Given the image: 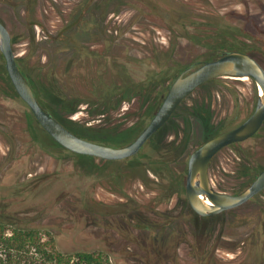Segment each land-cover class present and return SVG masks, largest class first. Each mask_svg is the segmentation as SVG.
<instances>
[{"label":"rangeland","instance_id":"1","mask_svg":"<svg viewBox=\"0 0 264 264\" xmlns=\"http://www.w3.org/2000/svg\"><path fill=\"white\" fill-rule=\"evenodd\" d=\"M0 19L11 30L17 58L36 81L42 101L74 108V127L87 125L81 129L86 138L113 146L139 135L177 73L191 63L241 49L264 64V0H0ZM107 61L119 72L105 75ZM2 69L7 70L0 50V222L36 228L46 239L53 237L63 252L108 251L117 240L114 234L108 239L101 235L97 200L104 176L114 177L115 167L60 146ZM122 77L138 83L132 99L123 102L117 95L126 89L116 88ZM224 77L225 86L210 83L195 89L143 152L190 157L207 139L249 117L259 84L251 77ZM102 82L106 84L99 107ZM140 84H147V91ZM106 102H113L114 108ZM101 114L103 119H98ZM124 129L135 132L119 135ZM263 168L264 125L252 138L222 149L210 174L217 188L223 179L232 189ZM140 173H132L129 182ZM150 184L156 191L169 190ZM162 193L144 195L158 203ZM172 193L168 217H178L167 231H156L153 252L130 256L136 251L130 247L113 253L112 264H142L140 259L148 257L149 264H264V191L238 207L206 216L196 213L176 190ZM159 210L155 208V215H161ZM111 222L118 223L114 215ZM124 256L130 257L120 262Z\"/></svg>","mask_w":264,"mask_h":264},{"label":"water","instance_id":"2","mask_svg":"<svg viewBox=\"0 0 264 264\" xmlns=\"http://www.w3.org/2000/svg\"><path fill=\"white\" fill-rule=\"evenodd\" d=\"M0 50L5 56L6 68L17 92L28 103L48 133L61 145L74 152L108 159H121L137 153L171 118L190 93L213 78L251 77L264 89V65L248 51L226 50L217 58L202 61L198 65L192 64L181 71L171 83L151 121L135 140L126 145L113 146L78 134L41 104L32 83L19 65L11 30L1 19ZM263 124L264 91L262 94L259 93L256 108L249 117L237 126L210 137L192 152L189 160L187 194L191 206L199 214L214 215L238 207L264 190V168L244 190L237 193L217 188L210 174L211 162L219 151L232 143L251 138L258 133Z\"/></svg>","mask_w":264,"mask_h":264},{"label":"flooded vegetation","instance_id":"3","mask_svg":"<svg viewBox=\"0 0 264 264\" xmlns=\"http://www.w3.org/2000/svg\"><path fill=\"white\" fill-rule=\"evenodd\" d=\"M192 64L198 65L196 62H193L189 66ZM153 135L145 142L137 153L131 156L121 159L98 157V159L104 162V165H106L107 168L110 166L115 167L114 177L110 179L107 175L104 176L100 186V199L97 200L99 202L98 210L101 218V235L103 238L108 239L112 234H114L115 241L117 240L116 242L111 243L112 246L109 247L108 251H105V253L109 256H113V253L119 255L121 253L119 251L124 252L130 247L136 249V251L132 250L133 252L130 253V256L150 255L155 248L153 239L157 233L156 231L160 233L167 231L171 222L173 221L175 223L178 217L176 216L174 220L171 219V217H168L171 216V210H169L171 206H169V203L171 202L170 198L173 194L172 191L176 190V192H178L176 195H179L181 199H187L190 204L187 194V178L190 157L185 155L183 158L179 159L172 157V155H175L172 152H159L156 154L144 153L143 148L150 141ZM83 155L93 156L89 154ZM176 164L179 166L177 167ZM128 170L133 171L130 172ZM138 171L141 172L140 176L133 180L134 183H130L129 180L133 176L132 173ZM139 180L142 183H144L143 181L146 183L139 185L137 183ZM150 183L158 184L162 189H166V187L169 188V190L166 191L162 190L163 193L161 195L164 197L162 200L158 201V203H153L154 200H151V197L144 195L146 191L153 192L154 194H156V192H162L160 190L156 191V189L152 188L154 185H151ZM145 184L147 190L145 188ZM171 184L174 185L175 189L172 190ZM94 207L95 206L91 204V208L93 209ZM155 208L162 209V211L159 210L161 215H155ZM194 211L198 213L195 209ZM113 215L118 221L116 225L111 222V216ZM163 236L167 239L164 233ZM141 240L144 241L141 242ZM164 252L167 253L168 251L165 250ZM130 256L126 258H129ZM126 258L124 256V258H120L119 261L123 262ZM140 262L142 264H149L150 259L149 257L142 260L140 259Z\"/></svg>","mask_w":264,"mask_h":264},{"label":"trees","instance_id":"4","mask_svg":"<svg viewBox=\"0 0 264 264\" xmlns=\"http://www.w3.org/2000/svg\"><path fill=\"white\" fill-rule=\"evenodd\" d=\"M18 62H19V60H18ZM107 62L108 63L102 69V71L105 75H111V73L116 74L119 72V67L114 66L111 63L112 61H107ZM19 65H20L21 69L23 70L24 74L26 75V77L28 78V80L32 83V85L35 89V92L38 96V93L36 90L37 88L35 86L36 81H34V79L30 78L29 74L27 73L26 68H24L20 64V62H19ZM99 69H100V67L99 68L96 67L95 71L98 72ZM2 71L4 72V74H6L10 84L12 85L8 71L5 69H2ZM177 75H178V73H177ZM97 78H100V76L98 75ZM105 78H107V77H105ZM223 78H227V77L219 76V77L213 78V79H211V80H209V81H207L201 85L210 84V83H213V84L217 83L221 86H225L226 83L223 82ZM230 78H233V77H230ZM235 79H238V78H235ZM61 82L64 83V80ZM117 83L118 84L116 85V88L126 89L125 93H122L120 95H117V94H119V92L116 93V95L119 97L118 99H121L122 102L125 100H127V101L131 100L132 99L131 94H133V95L135 94L134 92L137 89L136 85L138 86L137 81L136 80L132 81L130 79L128 80V78L122 77V79L120 81L118 80ZM105 84H106L105 82H102L99 85V91L100 92L98 93V95L100 97L98 98V104H97V106H99V107L103 106V102H102L103 99L101 96L103 94V86H105ZM109 84L113 86V83L111 81L109 82ZM93 85H94L93 82H92L91 86L88 85V87L90 86L89 87L90 91H92ZM140 85L142 86L144 91H147V89H148L147 84H144V85L140 84ZM163 91L164 90L159 91L158 94L161 96ZM129 92H132V93H129ZM145 94H147V93L146 92L143 93L142 96H145ZM38 98H39L41 104L49 112L53 113L56 117H58L61 121H63V123H65L70 129L79 133L80 135L85 136L86 132L81 131V129L85 130L84 127L87 129L89 126L83 125V127H81V129L73 126L74 122L70 118V115H71V113H73L75 111L74 108L69 107L67 104H65V106H63L61 103H57L56 101H53L52 99L49 101H46V100L42 101L40 96H38ZM139 101H140V98H139ZM84 102L89 103V101H86V100ZM81 103H83V102H81ZM105 105L111 107L112 109L114 108L113 102H111V103L106 102ZM101 110H102V108H101ZM99 111H100V109L96 108V112L98 114H99ZM97 118L103 119L102 114L99 115V117H97ZM130 131H129V129H127V130L124 129L123 131L119 132L118 134L121 136L124 135V137H127V136H130L128 134V132H130V134H133L135 132L134 129H132ZM114 132L115 131H113L112 133H114ZM85 137H87V136H85ZM243 142L244 141L235 142V143H232L228 146H235V145L241 144ZM57 143L60 146H62L64 149L71 151L72 154H76V155H80V156H87V155H83V154H78V153L64 147L59 142H57ZM112 143L118 145L116 142H112ZM228 146H226V147H228ZM217 154L215 155V157L217 156ZM87 157H91L92 161H94L95 163L98 159V157H95V156H87ZM257 175H258V173H250L248 175V179L246 178L241 183L240 187H236L234 185L232 187V189H230L228 186L224 185V183H223L224 180L221 179L219 181L218 187L221 190L223 189V190H229L231 192H239L244 187L246 188L249 185V183H251L256 178ZM0 264H112V263L110 261V256L107 253H105L104 251L92 252V251H87V250H81V251L73 250V251H69V252H63L57 248V246L55 244V240L53 237L46 239L44 237V234L36 228L17 227V226H11L5 222H0Z\"/></svg>","mask_w":264,"mask_h":264},{"label":"bare ground","instance_id":"5","mask_svg":"<svg viewBox=\"0 0 264 264\" xmlns=\"http://www.w3.org/2000/svg\"><path fill=\"white\" fill-rule=\"evenodd\" d=\"M242 78H245V77H242ZM259 90H260V92L259 93H263V91H264V89H263V87L261 86V85H259ZM204 197V196H203ZM209 201V200H208Z\"/></svg>","mask_w":264,"mask_h":264}]
</instances>
